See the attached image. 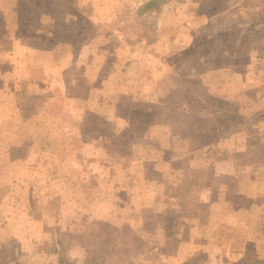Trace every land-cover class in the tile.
<instances>
[{
	"label": "rangeland",
	"instance_id": "obj_1",
	"mask_svg": "<svg viewBox=\"0 0 264 264\" xmlns=\"http://www.w3.org/2000/svg\"><path fill=\"white\" fill-rule=\"evenodd\" d=\"M145 1L63 0L73 7L60 9L50 24L40 16L39 27L18 25L0 8V24L13 26V19L34 47L67 42L58 52L69 53L64 63L72 67L64 76L71 83L65 96L56 85L47 101L65 127L54 141L74 148L60 149L66 170L85 174L71 194L62 180L48 179L64 159L54 163L42 139L12 152L18 164L29 156L28 170L0 158V264H59L60 255L64 264H171L163 260L177 231L185 235L195 222L212 228L248 203L237 195V175L251 174L246 161L264 163V0H164L139 12ZM96 5L101 13L90 22ZM47 24L55 35L46 40ZM79 43L100 48L91 55ZM7 59L0 55V64ZM26 89L20 99L42 101L37 87ZM90 93L95 99L88 102ZM125 176L128 196L120 190ZM26 177L30 187L21 181ZM249 188L241 182V190ZM235 230L223 232L221 244L236 238ZM203 255L183 264H203Z\"/></svg>",
	"mask_w": 264,
	"mask_h": 264
},
{
	"label": "crops",
	"instance_id": "obj_2",
	"mask_svg": "<svg viewBox=\"0 0 264 264\" xmlns=\"http://www.w3.org/2000/svg\"><path fill=\"white\" fill-rule=\"evenodd\" d=\"M77 1L80 2V0ZM87 1L88 0H81V3H86ZM99 1L102 2L101 6H103L104 4L107 5L108 0ZM20 2L21 0H0V8H7L9 10V15L13 19L15 17V21L18 25L20 23V20L18 17L17 9ZM58 3L62 8L73 7V3L68 5V7L66 2H63V4H61L59 0H53L52 3H50L49 1L48 5L54 4V7L57 9L56 5ZM76 3L77 2L74 3V6L76 5ZM44 4L45 6H47L46 3ZM56 9H54V11L52 12L46 10L40 11L41 15L38 14L37 25L35 26L39 27L41 25L40 24L38 26V23L40 21V16L42 15H45L47 17V20H49L48 22L50 24L54 19L50 20L49 18H55L56 16L64 12L63 10L62 12H60V10L56 12ZM98 13L100 14L101 11L99 10L98 5H96L94 9H91L89 15H87L89 19H91L90 22L94 21L93 18H99L97 17ZM69 16V20L71 19V17L73 19L75 17H73L72 14H70ZM13 19L11 20L14 24L13 26L11 25L9 27H5L0 24V40H4L3 42L5 43L8 42L9 45L8 51H6L7 49H3L6 52H0V55L8 56L7 64H0V93L2 94V96H0V158L3 160L2 162L4 163V166H10L11 164H13L17 167L23 166L28 170V167L30 166L28 165L29 154L27 153L25 157H28L24 158L25 160L21 161V164H18L19 161L12 156V152L15 150V148L22 146L24 143L27 146H34V144L37 143L38 139H42L43 141H45V144L42 143L43 147L49 148V152H51L54 163L58 161L59 155L64 159V162H60V166H56L57 169L55 170V173L53 172V175L48 179L51 180L52 177L53 181H56V179H60V181L62 180L67 184L66 189L71 194L72 189L75 190L82 187L81 183H83L82 181L85 178V174L74 172V174L71 175L66 170L67 160L64 157L65 155L60 153V149L62 148L63 150L66 149L71 151L74 148L72 145H69L70 142H68V140L63 139L54 141V133L55 135H57V133L60 134L64 132L65 127L63 126L64 124L62 122L61 116L57 115L54 112H50V107L53 100L51 99L50 101H47L56 85H58L59 88L61 87V85L63 86L62 94L63 96H65L68 90V86L71 83L67 81V78L65 77L66 75L64 74L65 72H67L68 68L72 67L71 64L64 63V60L69 57V53H67L66 55L65 52H58L60 47H66L67 42H55L53 43L52 49H40L37 46L34 47V45L30 44L28 36L20 34V28L18 27V25H15ZM41 22H43V20H41ZM49 24L43 27L45 28V33L43 34L44 39L46 40L55 35L53 30L49 28ZM94 40L95 39L92 38L90 41ZM93 43L95 44V42ZM83 44L84 45L80 44L81 47L85 46L86 50L91 55L93 54L95 49L100 48H95V46L93 47L92 43ZM5 45L7 46V44ZM33 54L37 55L38 57L41 56V59L37 58L38 60L35 61V59L32 58L34 57ZM256 54L259 58H261L263 52L258 51ZM43 56L45 57L43 58ZM48 56H53L55 60L53 61L54 63L48 62L46 64L44 60L48 59ZM33 68H35V70ZM36 68L38 69L37 75ZM56 69L58 70L55 72ZM18 70H20L21 72L17 73L16 71ZM129 75L130 74H128L127 76ZM90 81V86L94 85V78ZM34 86L41 91V102L34 101L31 98H25V96L23 97V99H20V97L22 96L21 93H26V88L30 89ZM262 98L264 99V96ZM83 99L89 102L94 101L95 97H92V93H90L86 96V98ZM33 117L35 118L33 119ZM31 118L35 120L32 126H30L29 124L31 122ZM22 128L24 129L23 133L21 132ZM51 131L52 134H50ZM72 133L73 136L82 134L77 130H74ZM47 134L49 135L48 137L46 136ZM36 136H38L37 139H35ZM30 139H33L32 142L30 141ZM24 140H27V142L29 141L30 144L25 142ZM84 143L85 147L89 146L88 142ZM28 148L27 151H29ZM244 149L246 148H243L241 150ZM92 150H95V148H92ZM75 153L80 154V151L75 150ZM71 163H73L70 164L71 166L73 165L74 168L77 167V161H72ZM246 163L247 165L249 164V167L251 168V174H248L249 170L247 169L248 171L243 170V173L241 172L240 175H237V195L239 194L242 196V194H245L246 197H242L248 200V203L246 205H243L242 208L238 205H235V208H232V210L229 212L230 216L223 217L218 221L217 224L213 225L212 228H210V226H207V224L206 226H199L197 222H195L192 227H189V233L185 232V235H183V231H177L178 241L175 245V248L167 255V258H165L163 261H169L171 264H183L185 262H189L191 257L200 256L203 253V264H227V262L232 264H259V259L261 260L260 264H264V238H262L264 234H261V232L258 231L260 227L259 225H261L259 223L264 221V174L261 176V178L257 176V172L264 173V163H252L249 161H246ZM238 165L239 164H237V171L239 170ZM241 167H244V163L241 164ZM53 168H55V166ZM17 172L18 169L16 168L15 173ZM252 172H254L253 175ZM12 175L13 174H11V176ZM93 177L96 176L93 175ZM23 179L25 180L21 181L29 185L30 187L28 177ZM125 179L128 180V176H125ZM241 182L250 185L249 191L245 192V189L241 190ZM252 185L254 186L253 189H255L254 192H252ZM120 187V190L123 191L127 196L131 193V190L129 188V180L126 181L124 186ZM246 188H248V186ZM206 190L209 194L208 199H205V203H209L211 202V200H213L212 194L210 193V189ZM37 195L40 196L39 191ZM256 196L258 197V199L252 200V198ZM220 197H222L223 199L226 196H218V198ZM214 203L215 201H212L211 205H213ZM224 203L225 202L223 201L222 204ZM232 204L234 205V203ZM25 211L27 213V210ZM17 212L18 211H15V213ZM19 212H21L22 214V209ZM131 212H133V209L129 210V212L127 213L125 212L126 215H122L121 217L123 219L128 218V215L130 216ZM117 213L120 214L118 211ZM229 228L236 229L235 232L237 237L233 240L226 241L225 244H221V241H219V237H221L222 233Z\"/></svg>",
	"mask_w": 264,
	"mask_h": 264
},
{
	"label": "trees",
	"instance_id": "obj_3",
	"mask_svg": "<svg viewBox=\"0 0 264 264\" xmlns=\"http://www.w3.org/2000/svg\"><path fill=\"white\" fill-rule=\"evenodd\" d=\"M163 1L164 0H147L140 6L139 12L148 11V10L156 7L157 5H159ZM46 2H49V0H21L19 7L17 9L19 20L25 21L28 24H31L34 21L37 22L38 14L40 13V11L46 10V11L52 12V11H54V9H56L55 7L54 8H47L48 6H45V4H44ZM59 2H61V0H59ZM25 3H26V5H25ZM27 4L36 5L37 6L36 10L30 9ZM61 4H63V2H61ZM49 6H51V5H49ZM56 7H57L56 12H58L60 9H62V7L60 6L59 3L56 5ZM63 8H65V7H63ZM37 9H38V12L36 13ZM32 14H34V17L31 16ZM32 19H34V20H32ZM20 34H22V32H20ZM59 264H64V257L62 255L59 256Z\"/></svg>",
	"mask_w": 264,
	"mask_h": 264
}]
</instances>
